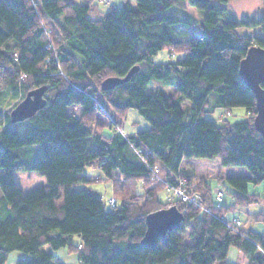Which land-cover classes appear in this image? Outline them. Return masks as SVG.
I'll return each mask as SVG.
<instances>
[{"label": "trees", "instance_id": "1", "mask_svg": "<svg viewBox=\"0 0 264 264\" xmlns=\"http://www.w3.org/2000/svg\"><path fill=\"white\" fill-rule=\"evenodd\" d=\"M217 1L229 0H189L203 11L202 31L179 39L174 28L188 22L167 11L186 0L126 1L97 17L92 0H0V100L7 90L19 96L0 107V264L13 250L29 254L16 264H57L53 250L62 247L84 264H231V246L249 257L247 264H264V232L226 217L264 201L249 191V184L264 183V137L254 125L255 95L239 75L248 49L264 47V38L250 32H264V15L226 20L228 6ZM164 49L169 60L155 62ZM137 65L128 81L102 88L107 77H124ZM174 77L172 93H147L150 84H172ZM39 88L45 105L12 123L11 110ZM234 107L245 109L242 120H229ZM131 109L148 127L125 130ZM215 109L218 116L207 117ZM99 113L110 119L109 133ZM195 157L247 168V175L227 177L233 205L217 204L209 181L188 161ZM87 166L111 180L115 205L75 187L90 181ZM29 170L47 183L25 192L14 172ZM169 187L198 192L203 207L173 197ZM170 206L184 215L179 227L143 243L148 215ZM249 215L264 222L262 210Z\"/></svg>", "mask_w": 264, "mask_h": 264}, {"label": "rangeland", "instance_id": "2", "mask_svg": "<svg viewBox=\"0 0 264 264\" xmlns=\"http://www.w3.org/2000/svg\"><path fill=\"white\" fill-rule=\"evenodd\" d=\"M83 2L85 0H77ZM126 1L135 3V0H92L98 4L99 11L94 12L91 15L93 17L100 16L101 12L107 11L111 5H122ZM218 4H225L228 6V12L224 19L239 21L240 19H254L259 18L264 15V5L263 0H229L226 3L217 1ZM168 14L179 17L182 21H187L188 24L182 22L177 24L174 28L175 37L179 39H190L198 37L201 34V21L203 19V11L192 6L189 3V0H186V6L179 8L174 6L167 11ZM240 31L246 30L242 25L239 26ZM250 32L256 36L264 38V32L259 28H252ZM178 56H181L178 54ZM170 58L169 51L164 49L154 55L153 59L155 62L167 61ZM175 81L172 84H165L156 82L150 84L147 88V93H155L158 90H162L167 94L172 93L175 90V83L178 80V77H174ZM19 99V96H13L10 91L4 92L2 99L0 100L1 108H8L14 104ZM184 107L188 110L191 105V102L186 100L183 103ZM221 109H215L213 112H208L207 117L216 118ZM189 112V110H188ZM230 121H239L245 117V109L243 107H234L231 110V114L227 113ZM221 116H224L222 113ZM99 118L104 122L107 127L105 128V133H109V124L110 119L108 116L99 113ZM20 125V124H19ZM125 130L128 132H136L142 128L148 127V123L143 119V117L137 112L136 109L129 110L128 117L124 121ZM22 134L25 130L20 128ZM40 150L39 146L34 147V152ZM36 154V153H35ZM33 154V155H35ZM189 163L195 168L196 172L199 175L204 176L210 183L212 191L216 192L217 190H223L224 194L221 200V203L229 206L233 205L235 202L233 192L234 188L228 182V176H237V175H247L248 170L243 166H223L219 159H209V158H190ZM2 169H0V173ZM84 174L89 177L88 182H79L75 184L76 188H88L95 193H98L105 202H108L115 198L112 182L106 178L105 174L98 168L92 166H87L84 170ZM14 179L20 188L27 192L36 187L42 186L47 183V177L40 174L37 171H16L14 172ZM249 191L256 192L264 196V183L261 184H249ZM1 190H0V199H1ZM165 191H161L160 197L165 198ZM262 210L264 211V201L259 203H254L250 205L239 206L236 209L228 212L226 217L231 218L233 216H238L242 220V227L246 230L253 229L258 232H264V222L254 220L249 212H256ZM73 242L78 243L79 237L73 236ZM45 249H49L48 246H45ZM56 255L55 262L57 264H84L78 257L77 252H69L66 247H62L58 250H53ZM29 254L22 250H13L9 253L8 258L5 264H16V262L21 258H27ZM248 256L241 252L238 248L231 246L226 257V261L231 264H247ZM215 264H218L215 263Z\"/></svg>", "mask_w": 264, "mask_h": 264}, {"label": "water", "instance_id": "3", "mask_svg": "<svg viewBox=\"0 0 264 264\" xmlns=\"http://www.w3.org/2000/svg\"><path fill=\"white\" fill-rule=\"evenodd\" d=\"M139 69L140 66L137 65L132 67L124 77H107L102 82V88L104 90L112 89L128 81ZM239 75L255 95L256 114L254 117V125L264 137V87L262 85L264 83L263 46L253 45L248 49L246 56L240 62ZM44 92V88L29 91L11 110V122L24 121L41 109L46 103ZM183 219V213L176 206H170L150 213L147 217V228L142 242L148 245L153 244L168 231L179 227Z\"/></svg>", "mask_w": 264, "mask_h": 264}, {"label": "built area", "instance_id": "4", "mask_svg": "<svg viewBox=\"0 0 264 264\" xmlns=\"http://www.w3.org/2000/svg\"><path fill=\"white\" fill-rule=\"evenodd\" d=\"M169 191H171L173 197H176V198L182 200L183 202L193 204L195 206L203 207L202 201H201V196L199 195L198 192H186L182 187H169ZM223 194H224L223 190H217L216 191L215 198H216L217 204H220L219 202L221 201ZM115 202H116V199L113 198L109 201L108 204L110 206H113V205H115ZM204 209L209 211V209H207L205 207H204ZM230 224L234 225L236 227H239V226H241L242 222L240 219L233 218V222Z\"/></svg>", "mask_w": 264, "mask_h": 264}, {"label": "crops", "instance_id": "5", "mask_svg": "<svg viewBox=\"0 0 264 264\" xmlns=\"http://www.w3.org/2000/svg\"><path fill=\"white\" fill-rule=\"evenodd\" d=\"M189 161V160H188Z\"/></svg>", "mask_w": 264, "mask_h": 264}]
</instances>
